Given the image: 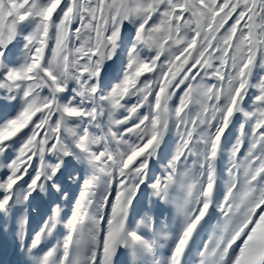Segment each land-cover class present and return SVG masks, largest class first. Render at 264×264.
Returning <instances> with one entry per match:
<instances>
[{"label":"snow or ice","instance_id":"obj_1","mask_svg":"<svg viewBox=\"0 0 264 264\" xmlns=\"http://www.w3.org/2000/svg\"><path fill=\"white\" fill-rule=\"evenodd\" d=\"M0 220L15 264H264V0H0Z\"/></svg>","mask_w":264,"mask_h":264}]
</instances>
